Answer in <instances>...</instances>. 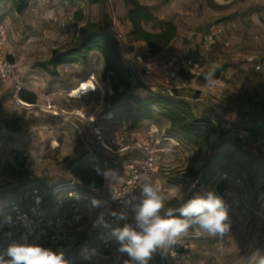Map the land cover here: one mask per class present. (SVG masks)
Segmentation results:
<instances>
[{"label": "rangeland", "instance_id": "374dc122", "mask_svg": "<svg viewBox=\"0 0 264 264\" xmlns=\"http://www.w3.org/2000/svg\"><path fill=\"white\" fill-rule=\"evenodd\" d=\"M140 1L157 17L173 20L178 26L176 39L158 56L149 55L145 45L135 44L152 64V75H143L144 79L158 81L155 84L166 89H188L193 95L201 92L195 84L190 87L189 81H183L177 72L171 74L165 63L169 59L180 63L188 51L199 52L202 36L208 28L215 23L225 25L231 48L217 44L203 58L202 66L193 69L196 75L208 79L199 78L197 83L203 85L205 82L209 86L206 87L208 95L204 93L193 102L198 114L212 117L230 129L223 149L234 150L236 158L245 162L251 171L250 176L241 179L240 186L232 180L222 186L231 220L229 234L182 238L168 254L162 255L159 251L154 254L150 264H249L251 251L264 249V222L251 210L260 212L264 208V147L258 148L250 137H246L245 143L237 149L231 141L245 122L235 109L243 106L253 111L256 103L264 102V70L256 72L255 63L250 60L254 57L255 61L264 62V0ZM129 10L126 0H100L97 4L78 0H30L22 14L15 12L9 3L0 5V23H4L9 32L8 49L24 80L25 88L20 97L29 105L14 98L10 86L0 84V205L25 203L26 193L37 185L47 191L74 179L71 167L75 160L89 151V147L97 149L91 130L93 123L101 125L107 136L127 130L138 137L148 136L160 141V146L165 144L169 149L168 157L156 170L153 183L166 197L165 208L178 206L181 198H189L191 186L180 181L188 167L202 161V154L197 155L194 146L184 143L179 146L178 139L170 140L166 136L169 122L165 119L146 120L139 128L131 129L126 116L114 118L106 102L102 81L105 64L99 52L90 53L86 60L61 64L57 69L49 64L54 55L68 53L79 44L82 26L88 22L103 25L106 15L116 21V26L108 28V32L119 39L120 52L126 61L133 49L128 37L131 30ZM78 14L83 16L81 21L77 20ZM146 28L152 29V25L147 24ZM129 60L142 71L141 65ZM222 69L225 75L212 82L211 77L217 78L216 74ZM85 80H92L96 90L83 94L82 98L72 97V90ZM153 90L138 89L136 93L146 98ZM23 95H35L36 100L33 103ZM255 111L258 113L257 109ZM9 119L18 120L21 129H7L4 124ZM152 131L155 133L150 134ZM123 156V159L119 157L122 164L117 156L114 158L118 171L112 170L115 174H109L105 190L126 177L124 165L130 155ZM220 177L218 175L215 182ZM212 187L213 183L204 186L200 195ZM52 206L51 203L50 208ZM97 214V208L86 206L85 218L74 232L90 227ZM101 234L102 231L94 242ZM187 235L195 234L189 230ZM183 242L188 243L189 248L173 257L171 250ZM97 264L106 263L97 261Z\"/></svg>", "mask_w": 264, "mask_h": 264}, {"label": "trees", "instance_id": "16d2710c", "mask_svg": "<svg viewBox=\"0 0 264 264\" xmlns=\"http://www.w3.org/2000/svg\"><path fill=\"white\" fill-rule=\"evenodd\" d=\"M78 1L97 4L100 0ZM5 2L11 4L13 10L19 14H22L30 4V0H0V5ZM126 2L130 6L127 17L131 23V30L128 37L133 49L135 44L143 42L148 46L149 55L155 57L162 54L176 39L178 35L177 24L173 20L157 17L140 0H126ZM105 18L106 21L103 25L88 22L82 26L79 44L70 49L68 53L54 55L49 64L57 69L61 64L73 63L82 59L86 60L90 53L99 52L105 64L102 81L106 88V102L114 118L126 116L129 119L131 129L139 128L142 122L146 120L158 121L159 119H165L169 122V126L166 128L167 137L178 139L181 146L183 143L194 146L196 154H202V161L196 166L191 165L188 167L180 181L191 186L189 198L200 195L202 188L215 183L218 175L227 174L238 179H243L246 175L250 176L249 166L236 158L235 151L223 149L227 142L225 136L230 133V129H226L220 121L198 114L195 111L193 101H198L201 93L197 91L191 99L183 95L179 89H166L147 82L141 76L142 71L140 72L129 60V55L127 60L124 61L120 52L119 39L108 32V28L116 26V21L109 15H106ZM82 19L83 16L78 14L77 20L81 21ZM147 24H151L152 29L146 28ZM183 59L191 62V65L186 68L178 64L179 66L176 69L180 77L183 79L201 78V80H208L205 76H197L193 71V69L202 66L203 58L199 52L188 51ZM220 71L216 74L217 78L211 77V79L218 80L221 78ZM154 87L155 90L151 91L150 96L146 98L136 93L138 89H151ZM23 96V98L28 101L31 100L33 103L36 100L35 95ZM252 104L254 105V103ZM254 107L258 110V113L255 109L251 111L250 108L247 109L243 106L237 107L235 110L245 119L243 129H239V133L244 131L247 137L254 139L255 142V139L259 137L264 138V102L256 103ZM4 126L10 131L21 129L20 122L16 119L7 120ZM239 133L235 134L231 141L236 149L241 148L242 144L245 143ZM24 163L20 164L24 166ZM120 163L122 164V161ZM96 166H99L102 170L101 174H97L95 171ZM115 168L116 164L113 158L102 153L99 149H94L93 152L87 151L72 164L71 172L75 178L66 184L63 183L52 188L73 189L77 192L102 197L112 188L105 190L108 179H105L102 173L115 170ZM228 181L230 179H223L217 184L218 191L221 194H224L223 184ZM69 203L67 201L66 207L69 206ZM100 231H102V228L96 231L92 243H95L94 239ZM184 251V248L179 249L180 253ZM73 252L65 255V258L70 260L75 254Z\"/></svg>", "mask_w": 264, "mask_h": 264}, {"label": "built area", "instance_id": "2783aa9c", "mask_svg": "<svg viewBox=\"0 0 264 264\" xmlns=\"http://www.w3.org/2000/svg\"><path fill=\"white\" fill-rule=\"evenodd\" d=\"M54 21L58 22V19L55 18ZM8 33V27L4 23H0V84L10 86L13 89L14 98L21 102L20 96L24 91L25 85L22 76L12 61L8 49ZM217 44H222L228 49L231 48V43L227 39V29L223 23L212 24L204 33L199 50L200 56L202 58L207 56ZM129 57L136 64L142 66V77L143 75H152V64L147 61L144 54L136 47L130 51ZM250 60L255 63L254 68L256 72H262L264 70V62L255 61L254 57ZM178 64L187 68L190 67L191 62H187L183 59L178 63L176 59H169L165 63V68L171 69V74L175 75L177 71H173V69L177 70ZM225 73V69L221 70L220 76L223 77ZM211 80L212 82L218 81L214 79ZM183 81L185 80L183 79ZM183 85L185 86L186 84L184 83ZM91 130L94 136L95 147L102 153L113 158L114 162L116 156L118 161H121L120 158L123 155H130L124 165L126 177L123 179V182L120 181L102 197H97L89 193L77 192L73 189L63 190L57 187L45 191L42 187H33L26 193L28 194V200H25V203L11 202L7 205H0V213L11 214L14 218L18 214H27L29 227H20L12 237L13 240L19 241L22 236L27 235L29 241H31L34 237L39 236V242L45 246H50L54 249L63 247L65 255L74 251L73 253L75 254L69 261L75 260L83 245L97 247L103 253V256L99 257L97 261L111 264L112 257L115 254V246L105 247L100 239L95 243L91 242L96 231L102 228V233H106L108 229L101 227L93 230L90 226L79 230V232H74V228L83 222L85 218V207L90 206V199L93 197L107 202L102 205V207L97 208L98 213L101 211H116L117 213L125 211L128 214V221H120L113 218L111 215H106V221L110 226H122L125 222H131L133 215L131 205L125 202L131 201V204L139 203L141 197L136 177L140 174L147 173L153 181L156 170L168 157L169 149L166 148L165 144L162 146L158 145L160 141L156 142L148 136L138 137L132 131L125 130L118 135L107 136L103 127L95 123L91 124ZM149 133L153 134L155 131ZM239 136L245 140L247 134L241 131ZM169 139L172 140L173 138ZM255 144L258 148H263L264 138L259 137L255 139ZM178 145L180 146L179 141ZM89 152H93V149L90 147ZM115 164V169L118 170V162H115ZM72 176L74 177V175ZM223 179H230L239 186L241 179L224 174L217 182L213 183L212 189L224 199V195L221 194L217 188V184ZM262 182L264 185V177L262 178ZM77 195L79 199L76 198ZM133 196L136 197L135 200L132 199ZM67 201L70 202L68 207H66ZM51 203L53 206L50 208ZM251 210L256 215L260 216L264 222V208L261 209L260 212L252 208ZM75 216H79L80 219H74ZM187 237H196V235L186 234L179 240ZM9 242L11 241L0 240V245L6 246ZM180 248H184L185 251L182 253H185L189 248V244L183 242L177 245L176 248L174 247L171 250V254L175 253L174 256L172 255L173 257L178 256L177 253Z\"/></svg>", "mask_w": 264, "mask_h": 264}, {"label": "clouds", "instance_id": "9594fccd", "mask_svg": "<svg viewBox=\"0 0 264 264\" xmlns=\"http://www.w3.org/2000/svg\"><path fill=\"white\" fill-rule=\"evenodd\" d=\"M95 171L101 174L102 170L96 166ZM110 173L112 170L102 174L107 179ZM136 180L140 189L139 203L125 202L131 205V222L112 227L106 221V215L128 221L125 211H101L91 222L93 230L101 227L108 229L99 239L105 247L115 246L111 264H150L154 254L158 251L162 255L168 254L172 246L189 230L196 236L208 237H223L231 232L225 200L214 189L205 191L203 195L181 198L178 206L165 208L166 197L147 173L138 175ZM76 198L79 199V196ZM106 203L93 197L90 199V208H100ZM74 219L79 220L80 217L75 216ZM20 227H29L27 214H18L14 218L11 214L0 213V240L11 241L6 246L0 245V264H97L98 258L103 256L99 248L83 245L75 260L69 261L65 258L63 247L54 249L45 246L39 242V236L31 241L27 235L19 241L13 240L12 237ZM248 261L249 264H264V249L252 250Z\"/></svg>", "mask_w": 264, "mask_h": 264}, {"label": "bare ground", "instance_id": "6f19581e", "mask_svg": "<svg viewBox=\"0 0 264 264\" xmlns=\"http://www.w3.org/2000/svg\"><path fill=\"white\" fill-rule=\"evenodd\" d=\"M94 90H96V85L94 84V82L92 80H85V81L81 82L79 86H77L76 88H74L72 90L71 96L72 97H75V98H81L83 96V94L92 92ZM20 103L23 104V105H25V106H29L23 100Z\"/></svg>", "mask_w": 264, "mask_h": 264}, {"label": "crops", "instance_id": "0c3cea01", "mask_svg": "<svg viewBox=\"0 0 264 264\" xmlns=\"http://www.w3.org/2000/svg\"><path fill=\"white\" fill-rule=\"evenodd\" d=\"M138 44H143V45H145L146 46V48H147V50H148V46L145 44V43H143V42H139ZM146 52H148V51H146ZM195 73V72H194ZM198 76V75H197ZM204 77V76H203ZM197 79H199V78H193V79H186V80H188L189 81V86L191 87V86H193L194 84L195 85H197V90H199L200 89V97H203V94L204 93H206L207 92V90H206V87H209V86H207L206 85V83H202L203 85H199L198 83H197ZM147 82H149V83H157L158 81H149V80H147V79H145ZM190 81H192V82H190ZM154 89H155V87H154ZM180 92L183 94V95H185V96H188L189 98H193V94L191 95V94H189V90L188 89H182V90H180ZM197 92V91H196ZM195 92V93H196ZM207 94V93H206ZM208 95V94H207ZM195 104H197V106L198 107H201L200 106V104H198V103H195ZM114 171H116V169L114 170ZM118 171V170H117ZM113 175L115 174V172L114 173H112ZM109 177H111V175L109 176Z\"/></svg>", "mask_w": 264, "mask_h": 264}]
</instances>
